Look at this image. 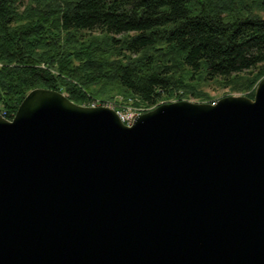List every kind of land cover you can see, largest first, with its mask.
I'll list each match as a JSON object with an SVG mask.
<instances>
[{
  "label": "water",
  "instance_id": "obj_1",
  "mask_svg": "<svg viewBox=\"0 0 264 264\" xmlns=\"http://www.w3.org/2000/svg\"><path fill=\"white\" fill-rule=\"evenodd\" d=\"M0 264H264V79L130 125L32 90L0 113Z\"/></svg>",
  "mask_w": 264,
  "mask_h": 264
},
{
  "label": "trees",
  "instance_id": "obj_2",
  "mask_svg": "<svg viewBox=\"0 0 264 264\" xmlns=\"http://www.w3.org/2000/svg\"><path fill=\"white\" fill-rule=\"evenodd\" d=\"M256 9L264 0H0V113L13 120L37 88L91 106L113 84L154 108L174 86L192 91L186 80H242L254 98L264 79Z\"/></svg>",
  "mask_w": 264,
  "mask_h": 264
},
{
  "label": "rangeland",
  "instance_id": "obj_3",
  "mask_svg": "<svg viewBox=\"0 0 264 264\" xmlns=\"http://www.w3.org/2000/svg\"><path fill=\"white\" fill-rule=\"evenodd\" d=\"M26 2V1H25ZM238 6L234 4L233 6ZM256 14L262 18H264V9H256ZM98 36V35H97ZM158 67L160 65L156 63ZM178 77L181 76L180 69L177 71ZM187 83L190 85V89L192 91L185 92L182 89L173 87L172 96L165 98L162 100L156 107L154 108H147L142 104H138L136 101L137 99L132 98L128 93L123 92L122 90L118 89L116 85H107L105 86L107 92L99 93L96 92L97 95H94L95 100L92 102V105L95 106H107L116 110L119 115L121 116L122 120L130 125L133 123L134 120L132 118H136L139 115H142L146 112H149L160 105L169 104L179 101H190L193 103H211L215 104L219 100L229 97V96H246L247 95L239 91V86L242 85V80H237L232 84H228L225 81H215V82H205L203 79L197 81H188ZM104 87L103 84L94 85L91 89L93 92L96 90L102 89ZM257 86L254 88V95ZM137 103V104H136Z\"/></svg>",
  "mask_w": 264,
  "mask_h": 264
},
{
  "label": "built area",
  "instance_id": "obj_4",
  "mask_svg": "<svg viewBox=\"0 0 264 264\" xmlns=\"http://www.w3.org/2000/svg\"><path fill=\"white\" fill-rule=\"evenodd\" d=\"M93 106H95V105H93ZM135 118H132V120H134Z\"/></svg>",
  "mask_w": 264,
  "mask_h": 264
}]
</instances>
